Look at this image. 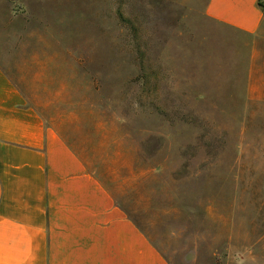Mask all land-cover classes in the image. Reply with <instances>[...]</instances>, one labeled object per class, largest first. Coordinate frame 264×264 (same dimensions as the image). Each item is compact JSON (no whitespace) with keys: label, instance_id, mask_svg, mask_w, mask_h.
I'll return each instance as SVG.
<instances>
[{"label":"rangeland","instance_id":"374dc122","mask_svg":"<svg viewBox=\"0 0 264 264\" xmlns=\"http://www.w3.org/2000/svg\"><path fill=\"white\" fill-rule=\"evenodd\" d=\"M205 4L0 0V63L171 264H264L253 36Z\"/></svg>","mask_w":264,"mask_h":264},{"label":"crops","instance_id":"0c3cea01","mask_svg":"<svg viewBox=\"0 0 264 264\" xmlns=\"http://www.w3.org/2000/svg\"><path fill=\"white\" fill-rule=\"evenodd\" d=\"M253 36L245 94L264 102L261 0H206ZM0 264H171L0 63Z\"/></svg>","mask_w":264,"mask_h":264},{"label":"clouds","instance_id":"9594fccd","mask_svg":"<svg viewBox=\"0 0 264 264\" xmlns=\"http://www.w3.org/2000/svg\"><path fill=\"white\" fill-rule=\"evenodd\" d=\"M241 264H242V262H241Z\"/></svg>","mask_w":264,"mask_h":264}]
</instances>
